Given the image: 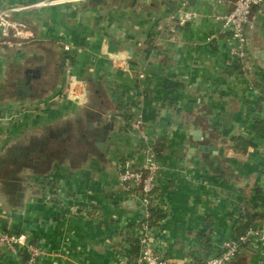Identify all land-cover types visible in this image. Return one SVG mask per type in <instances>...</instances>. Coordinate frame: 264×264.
I'll return each mask as SVG.
<instances>
[{"label": "crops", "instance_id": "obj_1", "mask_svg": "<svg viewBox=\"0 0 264 264\" xmlns=\"http://www.w3.org/2000/svg\"><path fill=\"white\" fill-rule=\"evenodd\" d=\"M184 1L80 0L13 12L31 37L0 45V226L29 231L47 252L40 264L137 261L144 206L139 189L119 181L122 162L145 161L131 128L137 112L161 162L153 244L173 264L219 254L248 214L260 216L251 225L264 224V10L244 66L230 58L215 18L234 0ZM187 10L194 17L183 20ZM73 75L90 105L66 99ZM105 125L101 151L95 134ZM228 264H264V247L246 244Z\"/></svg>", "mask_w": 264, "mask_h": 264}, {"label": "built area", "instance_id": "obj_2", "mask_svg": "<svg viewBox=\"0 0 264 264\" xmlns=\"http://www.w3.org/2000/svg\"><path fill=\"white\" fill-rule=\"evenodd\" d=\"M80 0H42L28 6L0 8V45L8 47H20L31 37L28 26L13 17V12L21 8L40 7L46 5H56ZM189 0L183 5H188ZM264 10V0H234L232 9L224 14L215 15L221 21V34H229L230 43L228 53L232 60L241 61L244 66H248L249 48L252 41V33L256 29L258 15ZM194 13L185 11L181 18L190 20ZM65 50L74 48L71 44L63 45ZM128 74L132 69L128 63L121 65ZM90 91L81 79L75 75L71 76L67 99L77 105H84L89 100ZM132 130L144 144L145 161L141 168L134 165L132 159H126L120 164L119 181L128 186L138 188L141 202L144 206L145 217L141 220L137 228V238L141 245L140 255L134 264H173L161 249L153 244V226L149 224L152 217L151 207L154 206L152 193L157 186V174L161 168L158 151L155 141L148 134L144 127V117L140 112L131 121ZM157 205V204H156ZM155 207V206H154ZM256 243L264 247V224L251 225L248 230L224 243L222 251L203 260L200 264H228L232 261L244 245ZM13 255L16 264H40L46 250L33 241V237L27 230L19 232L5 231L0 226V264L5 263L4 257Z\"/></svg>", "mask_w": 264, "mask_h": 264}, {"label": "trees", "instance_id": "obj_3", "mask_svg": "<svg viewBox=\"0 0 264 264\" xmlns=\"http://www.w3.org/2000/svg\"><path fill=\"white\" fill-rule=\"evenodd\" d=\"M100 93V91H97L96 92V94L98 95ZM82 142L83 143H85V145H87L88 144V137L86 136V134L85 133H83L82 134ZM158 151V150H157ZM10 176V175H9ZM9 180V179H8ZM151 212H152V214H153V212H154V208L152 207L151 208ZM153 216V215H152ZM258 217H260L259 216V213H254V214H248V218H249V220H248V222L247 223H243V224H241L240 226H239V228H238V232H237V235H236V237L238 238V236L239 235H241V234H243V233H245L247 230H248V228L251 226V224H253L254 222H255V220L258 218ZM151 222V221H150ZM235 237V238H236ZM138 240V239H137ZM139 241V240H138ZM138 244V243H137ZM139 246V245H138ZM133 253H134V257H136L138 254V249H137V245L134 247V251H133ZM137 258V257H136ZM135 258V259H136Z\"/></svg>", "mask_w": 264, "mask_h": 264}, {"label": "water", "instance_id": "obj_4", "mask_svg": "<svg viewBox=\"0 0 264 264\" xmlns=\"http://www.w3.org/2000/svg\"><path fill=\"white\" fill-rule=\"evenodd\" d=\"M0 8H1V0H0ZM24 88L25 89L27 88V84L24 85ZM24 88H23V90H24ZM23 90H22V92H23ZM26 90H27L26 94H29V95L34 92V90L31 89V88L30 89H26ZM104 128H105V131L103 133L98 132V133L95 134L98 137V140H97L96 144L99 147V149H101V151L105 150V142L102 141L103 135L107 134V132H108L107 125H105ZM19 195L21 196L22 194L20 193ZM6 223H7V219L3 220L2 223H1L4 228H6Z\"/></svg>", "mask_w": 264, "mask_h": 264}, {"label": "rangeland", "instance_id": "obj_5", "mask_svg": "<svg viewBox=\"0 0 264 264\" xmlns=\"http://www.w3.org/2000/svg\"><path fill=\"white\" fill-rule=\"evenodd\" d=\"M65 97H66V94H65ZM66 99H67V97H66ZM91 100H92V98L90 99V97H89V100H88V102H87L86 104H89V105H90ZM86 104H84V105H86ZM82 107H83V106H82Z\"/></svg>", "mask_w": 264, "mask_h": 264}, {"label": "flooded vegetation", "instance_id": "obj_6", "mask_svg": "<svg viewBox=\"0 0 264 264\" xmlns=\"http://www.w3.org/2000/svg\"><path fill=\"white\" fill-rule=\"evenodd\" d=\"M23 84L26 85V82H24ZM28 86H30V84H28ZM28 89H29V88H28ZM20 90H23V88L20 89ZM26 91H27L26 89L23 90V92H25V94L27 93Z\"/></svg>", "mask_w": 264, "mask_h": 264}]
</instances>
